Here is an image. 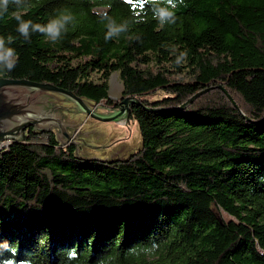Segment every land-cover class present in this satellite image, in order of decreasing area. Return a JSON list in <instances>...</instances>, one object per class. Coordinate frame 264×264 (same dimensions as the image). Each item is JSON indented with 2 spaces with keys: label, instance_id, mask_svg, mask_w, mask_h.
I'll return each instance as SVG.
<instances>
[{
  "label": "trees",
  "instance_id": "1",
  "mask_svg": "<svg viewBox=\"0 0 264 264\" xmlns=\"http://www.w3.org/2000/svg\"><path fill=\"white\" fill-rule=\"evenodd\" d=\"M29 4L25 20L47 24L67 9L76 26L56 43L39 33L29 42L10 8L0 36L15 38L18 62L0 75L114 103L117 71L123 96L141 103L127 121H137L142 148L86 160L32 127L1 147L0 262L12 249L15 260L66 264L75 248V264H264V0H185L164 27L147 0ZM105 16L129 30L105 40Z\"/></svg>",
  "mask_w": 264,
  "mask_h": 264
},
{
  "label": "water",
  "instance_id": "2",
  "mask_svg": "<svg viewBox=\"0 0 264 264\" xmlns=\"http://www.w3.org/2000/svg\"><path fill=\"white\" fill-rule=\"evenodd\" d=\"M217 87L235 105L226 89ZM211 89L197 92L180 108ZM119 104L114 110L103 109L99 103L50 82L0 75V148L10 141H22L25 130L32 127L33 133L54 132L60 147L73 143L76 158L102 162L126 160L142 148L135 118L132 124L127 123L130 105L141 103L136 96L126 95L119 98ZM85 115L89 118L77 133Z\"/></svg>",
  "mask_w": 264,
  "mask_h": 264
},
{
  "label": "clouds",
  "instance_id": "3",
  "mask_svg": "<svg viewBox=\"0 0 264 264\" xmlns=\"http://www.w3.org/2000/svg\"><path fill=\"white\" fill-rule=\"evenodd\" d=\"M185 4V0H147V5L150 7L155 19L160 27L165 25H174L177 22V10ZM29 0H0V20L4 19L9 14L10 8H15L16 11L12 14L17 21V31L24 37L26 41L31 40L33 33H39L49 39L51 42L56 43L65 36L69 28H75L76 16L70 10H62L57 16L50 19L47 24L33 23L31 20H25L20 13V10L29 7ZM107 20V32L105 40H111L114 37L118 38L129 30V22L124 21L117 23L110 17H103ZM14 37L9 35L7 38L0 36V71L12 72L18 62V56L14 48L10 47L14 42ZM184 54L178 58L177 63L183 58ZM156 245L151 249H145V252L155 250ZM11 255L4 258L0 264H31L27 258L15 260L14 250L9 249ZM135 252V250H133ZM78 251L73 248L65 253L66 264H75L79 260ZM98 264H104V261H99Z\"/></svg>",
  "mask_w": 264,
  "mask_h": 264
},
{
  "label": "rangeland",
  "instance_id": "4",
  "mask_svg": "<svg viewBox=\"0 0 264 264\" xmlns=\"http://www.w3.org/2000/svg\"><path fill=\"white\" fill-rule=\"evenodd\" d=\"M105 10H106V8H96L95 9V11H105ZM151 63H153V62H151ZM141 66L144 67L145 65H141ZM166 66L170 70H174V67H171L169 65V63H166ZM182 70H183V72L185 71L184 68H182ZM181 75H182L181 73H177V74L175 73V74H173V77H179ZM90 77H91V79L93 81L98 82L100 80V78H99L100 77V72L93 71V72H91ZM108 83H109V90H108L109 99H111V100H118L121 96H123V94H122L123 86H122V82H121V80L119 78V74H118L117 71H114V72H112L110 74L109 79H108ZM99 104H100V107L104 109L105 105L107 104V100H103ZM109 110H112V109L110 108ZM84 123L85 122L82 120V124H80V126L78 127V130H80V128L84 125ZM127 123L129 125L132 124V119H129L127 121ZM8 144H10V143L5 144V146H7Z\"/></svg>",
  "mask_w": 264,
  "mask_h": 264
},
{
  "label": "flooded vegetation",
  "instance_id": "5",
  "mask_svg": "<svg viewBox=\"0 0 264 264\" xmlns=\"http://www.w3.org/2000/svg\"><path fill=\"white\" fill-rule=\"evenodd\" d=\"M119 106H120V104H119V99L118 100H116V102H114V103H110L109 101H107V104L105 105V107H104V109H116V108H119ZM62 117H63V114H62ZM88 117L89 116H84L83 117V121L84 122H86V120L88 119ZM63 119H64V117H63ZM82 120L80 121V123L82 122ZM78 126V125H77ZM79 130H77L76 132H78ZM71 144H73V143H71ZM74 145V144H73Z\"/></svg>",
  "mask_w": 264,
  "mask_h": 264
},
{
  "label": "built area",
  "instance_id": "6",
  "mask_svg": "<svg viewBox=\"0 0 264 264\" xmlns=\"http://www.w3.org/2000/svg\"><path fill=\"white\" fill-rule=\"evenodd\" d=\"M9 142V141H8Z\"/></svg>",
  "mask_w": 264,
  "mask_h": 264
}]
</instances>
